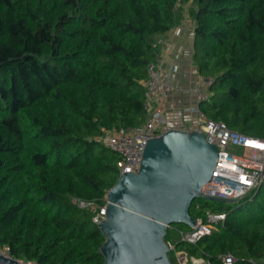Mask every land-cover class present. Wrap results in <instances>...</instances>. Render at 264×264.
Instances as JSON below:
<instances>
[{
  "label": "trees",
  "instance_id": "1",
  "mask_svg": "<svg viewBox=\"0 0 264 264\" xmlns=\"http://www.w3.org/2000/svg\"><path fill=\"white\" fill-rule=\"evenodd\" d=\"M180 1L0 0L5 254L31 264L103 263L93 215L121 157L100 136L145 120L146 66L158 57V36L179 22ZM191 1L193 58L213 79L200 112L264 137V0ZM209 201H194L190 214L224 211L225 219L195 243L179 239L188 225L173 224L176 238L165 236L173 251L210 264L228 253L234 264L264 261V186L237 203Z\"/></svg>",
  "mask_w": 264,
  "mask_h": 264
},
{
  "label": "water",
  "instance_id": "2",
  "mask_svg": "<svg viewBox=\"0 0 264 264\" xmlns=\"http://www.w3.org/2000/svg\"><path fill=\"white\" fill-rule=\"evenodd\" d=\"M146 141L138 171L122 172L107 191L98 223L105 237L102 264H172L168 228L196 223L189 209L211 177L217 146L196 129L175 126ZM0 264L31 263L0 252Z\"/></svg>",
  "mask_w": 264,
  "mask_h": 264
},
{
  "label": "built area",
  "instance_id": "3",
  "mask_svg": "<svg viewBox=\"0 0 264 264\" xmlns=\"http://www.w3.org/2000/svg\"><path fill=\"white\" fill-rule=\"evenodd\" d=\"M158 45L167 49L169 43L163 38L157 39ZM176 65L169 69L162 67L157 61H150L147 66V77L143 80L145 120L136 126L118 127L103 130L100 136L102 143L120 155L119 174L122 172H137L140 167L147 139L159 136L171 126L168 124L162 108L168 98L171 86L167 78ZM213 79L201 75L193 82V92L197 103L207 98L209 86ZM193 129L203 133L209 143L218 148V158L209 180L201 188V196L208 199L223 200L237 198L241 200L255 189L264 186V137L250 136L232 130L223 121H213L204 117ZM232 147L249 149L247 156L234 154ZM80 206L90 203L78 201ZM105 205L100 206L93 215V221L99 223L104 218ZM224 211H206V219L196 218V223L187 231L178 230L179 239L195 243L203 236L211 233L218 222L225 219ZM170 250L174 243L167 241ZM0 252L2 249L0 248ZM5 254V253H4ZM7 255V254H6ZM9 256V255H8ZM231 254L222 257V264H234ZM254 264H264V261H254Z\"/></svg>",
  "mask_w": 264,
  "mask_h": 264
},
{
  "label": "crops",
  "instance_id": "4",
  "mask_svg": "<svg viewBox=\"0 0 264 264\" xmlns=\"http://www.w3.org/2000/svg\"><path fill=\"white\" fill-rule=\"evenodd\" d=\"M181 13L176 26L158 36L169 43V48L159 45L156 61L166 69L177 66L167 78L171 91L162 106L168 124L191 129L202 119L199 103L193 92V82L201 74L193 58V20L188 11L182 10ZM188 258L185 252L175 251L172 264H188V261L190 264H210L202 258Z\"/></svg>",
  "mask_w": 264,
  "mask_h": 264
},
{
  "label": "rangeland",
  "instance_id": "5",
  "mask_svg": "<svg viewBox=\"0 0 264 264\" xmlns=\"http://www.w3.org/2000/svg\"><path fill=\"white\" fill-rule=\"evenodd\" d=\"M192 5H193V2L191 0H181L180 3H179V5H178V7H177V10L178 11L185 10V11H188V13H189L190 12V8L192 7ZM231 151L234 154L244 155V156H247L250 153V150L249 149H245V148H242V147H232L231 148ZM208 200H210L209 202L212 203V204H214V205H217L218 204V201L217 200L204 198L202 196L196 198L194 201H196L199 204H202L203 202L208 201ZM224 204H231V203L224 202ZM174 225L176 226L177 224H174ZM175 226L172 225L171 227H173V228H170V227H169L170 229L168 228V231H167V233L165 235L167 238H169V237H171L172 239H175L176 238V234L177 233H176V230L174 229V228H176ZM2 251H4V249ZM174 254H175V252L173 250H170L168 252L169 258L171 259L172 263L174 262ZM188 264H190V261H188Z\"/></svg>",
  "mask_w": 264,
  "mask_h": 264
}]
</instances>
